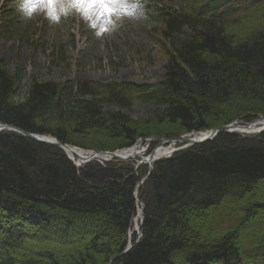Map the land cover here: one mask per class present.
<instances>
[{
  "label": "trees",
  "instance_id": "obj_1",
  "mask_svg": "<svg viewBox=\"0 0 264 264\" xmlns=\"http://www.w3.org/2000/svg\"><path fill=\"white\" fill-rule=\"evenodd\" d=\"M150 1L168 49L159 83L32 79L18 101L21 73L0 59V123L98 153L156 139L150 153L264 118V0ZM135 165L79 169L58 147L0 132V264H264V133H221L157 162L138 192L142 236L123 255L149 174Z\"/></svg>",
  "mask_w": 264,
  "mask_h": 264
},
{
  "label": "rangeland",
  "instance_id": "obj_2",
  "mask_svg": "<svg viewBox=\"0 0 264 264\" xmlns=\"http://www.w3.org/2000/svg\"><path fill=\"white\" fill-rule=\"evenodd\" d=\"M136 2L139 8L132 15L121 12L118 27L110 30L111 15L103 14L101 19L98 8L89 16H95L91 27L78 12L51 24L43 14L23 17L16 0H0V59L10 76L21 73L17 100H24L32 79L54 83L81 79L99 85L159 83L168 61L164 27L151 11L153 4ZM146 112L145 106L136 104L134 118L141 119ZM151 140L150 145L156 139Z\"/></svg>",
  "mask_w": 264,
  "mask_h": 264
},
{
  "label": "water",
  "instance_id": "obj_3",
  "mask_svg": "<svg viewBox=\"0 0 264 264\" xmlns=\"http://www.w3.org/2000/svg\"><path fill=\"white\" fill-rule=\"evenodd\" d=\"M263 121H264V118H261L260 121L257 120V121H254L252 123L246 124V125H240V124L235 123V124L224 126L222 128L216 129V130L208 131L206 133H192L190 135L181 136V137H178V138L173 139V140L162 141L158 145V147L148 157L145 158V157H141V156L137 155L139 162L137 163L136 168L139 169L141 166H149L150 172H149L148 177H146L142 181V183L137 186L136 195L138 194L141 185L149 178V176L153 170V165L156 162L163 160V159H169L173 155H175L176 153L187 150L193 146L211 142L221 133H238V134H244V135H253V134L263 133L264 127H261L260 130H258V131H251V129L253 127L259 126L261 124V122H263ZM1 131H12V132L18 133V134H20L26 138H29L33 141H36V142H39V143H42L45 145H49V146L58 147V148L62 149L65 153H67L68 150L73 151V149L70 148L69 145H64V144L60 143L57 139L52 138V137H46L43 135H35V134L25 133L19 129L14 128V127H10L7 125L0 124V132ZM142 145H143V143H140L139 145L135 146L134 148H142L141 147ZM176 146H179V147L176 148ZM163 147H168L171 150L166 156L157 158L156 157L157 150L161 149ZM73 148H74V150L81 151L84 154V155H81L79 157L80 163L78 165L75 164L78 168H82L83 166L87 165L88 163L97 160V158L100 156H108V155L111 156V159L101 160L102 163L103 162H111L114 160L120 161V162H126V161H129L131 159H135L132 156L126 157V156L119 155V153H125V151H127V150L117 151L115 153H112V152L97 153L94 151H83V150L76 148V147H73ZM128 150H130V149H128ZM141 151H143V149ZM67 155H68V153H67ZM68 157H69V155H68ZM69 159H71L73 161V159L71 157H69ZM140 205H141V217L138 219L140 222V226L138 228L139 232L141 231V225L143 223V216H144V211H145L144 205L143 204H140ZM136 231H135V233H136ZM132 248H133V245H132V240H131L129 243V246L126 248L123 255H126L128 252H130ZM113 262H111L110 264H113Z\"/></svg>",
  "mask_w": 264,
  "mask_h": 264
},
{
  "label": "clouds",
  "instance_id": "obj_4",
  "mask_svg": "<svg viewBox=\"0 0 264 264\" xmlns=\"http://www.w3.org/2000/svg\"><path fill=\"white\" fill-rule=\"evenodd\" d=\"M115 5L116 11H112L109 18L110 20V30L118 27V21L122 18L121 12H126L128 15H132L135 10L139 8V4L136 0H115L114 3L110 5L113 9ZM17 11H19L23 17L31 19L34 15L43 14L51 24H57L60 22L61 18H66L74 12H78L91 27V19H95L92 16L89 19L90 14L97 8H87L79 6L75 0H16ZM99 9V8H98ZM101 10L96 13L100 15ZM105 16H101L104 19Z\"/></svg>",
  "mask_w": 264,
  "mask_h": 264
},
{
  "label": "bare ground",
  "instance_id": "obj_5",
  "mask_svg": "<svg viewBox=\"0 0 264 264\" xmlns=\"http://www.w3.org/2000/svg\"><path fill=\"white\" fill-rule=\"evenodd\" d=\"M261 127H264V121L263 122H261V124L259 125V126H256V127H253L252 129H251V131H258V130H260V128ZM70 148H72L73 149V151L72 150H68L67 151V153H68V155H69V157H71L72 159H73V161L78 165L79 163H80V161H79V157L81 156V155H84L81 151H78V150H74V148H73V146H70ZM142 150V148H131L130 150H127V151H125V153H119V155H122V156H132V157H134V158H137V155H139V156H143V155H145V150L143 149V151H141ZM170 148H168V147H163V148H161V149H158L157 150V153H156V157L158 158H160V157H164V156H166L169 152H170ZM104 159H111V156H100V157H98L97 158V160H99V161H101V160H104ZM115 161V160H114ZM114 161H111V162H114ZM141 217V209L139 208L138 209V211H137V215H136V217L134 218V228L132 229V231H131V233H130V235L131 236H133L134 235V233H135V231L136 230H138V228H139V218Z\"/></svg>",
  "mask_w": 264,
  "mask_h": 264
},
{
  "label": "snow or ice",
  "instance_id": "obj_6",
  "mask_svg": "<svg viewBox=\"0 0 264 264\" xmlns=\"http://www.w3.org/2000/svg\"><path fill=\"white\" fill-rule=\"evenodd\" d=\"M75 2L82 7H87L89 9L91 8H99L101 10L100 14H107L111 15L113 9L110 7L112 3L115 2V0H75Z\"/></svg>",
  "mask_w": 264,
  "mask_h": 264
}]
</instances>
